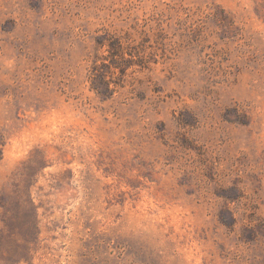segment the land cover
I'll return each mask as SVG.
<instances>
[{"label":"rangeland","instance_id":"rangeland-1","mask_svg":"<svg viewBox=\"0 0 264 264\" xmlns=\"http://www.w3.org/2000/svg\"><path fill=\"white\" fill-rule=\"evenodd\" d=\"M0 264H264V0H0Z\"/></svg>","mask_w":264,"mask_h":264},{"label":"trees","instance_id":"trees-1","mask_svg":"<svg viewBox=\"0 0 264 264\" xmlns=\"http://www.w3.org/2000/svg\"><path fill=\"white\" fill-rule=\"evenodd\" d=\"M111 49V60L109 61V63L114 67H119L120 72L118 76H115L114 78H107V74L103 71L102 67H108L110 66V64L108 65L104 62H102L100 65H98L97 63L93 64L89 70L91 88L94 89L95 92L102 97L110 96L114 92V88L120 85L122 77L125 73V69L128 66L127 64H125V58L123 56L126 47L123 45V43H121V40L115 39L114 45ZM132 52H129V54L133 55ZM111 83L113 84V86H115L114 88L110 87ZM18 204L20 205V201ZM26 223L29 231H32V229L36 227L32 222V218H30V216L28 217V220H26Z\"/></svg>","mask_w":264,"mask_h":264}]
</instances>
